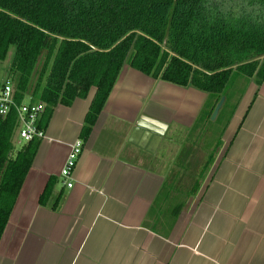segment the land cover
<instances>
[{"label":"crops","instance_id":"0c3cea01","mask_svg":"<svg viewBox=\"0 0 264 264\" xmlns=\"http://www.w3.org/2000/svg\"><path fill=\"white\" fill-rule=\"evenodd\" d=\"M93 92L54 108L0 237V264H264V81L246 87L206 175L165 233L148 212L207 93L124 63L68 188L60 171Z\"/></svg>","mask_w":264,"mask_h":264},{"label":"trees","instance_id":"16d2710c","mask_svg":"<svg viewBox=\"0 0 264 264\" xmlns=\"http://www.w3.org/2000/svg\"><path fill=\"white\" fill-rule=\"evenodd\" d=\"M10 46L15 50L3 81L11 82L17 104H44L38 128H46L57 105L68 106L94 88L82 141L124 63L207 93L148 212V220L165 233L206 175L246 87L264 81V0H0V63ZM16 125L14 110L0 119V237L40 140L18 146L12 139ZM196 149L207 157L187 188L181 179ZM52 185L51 179L40 204H46ZM60 198L54 199V210Z\"/></svg>","mask_w":264,"mask_h":264},{"label":"built area","instance_id":"2783aa9c","mask_svg":"<svg viewBox=\"0 0 264 264\" xmlns=\"http://www.w3.org/2000/svg\"><path fill=\"white\" fill-rule=\"evenodd\" d=\"M12 110L17 115L14 134L20 141L25 143L34 138H44V130L37 126V121L44 111V104L42 102L30 103L29 101L17 104L13 97L11 82L9 80L2 81L0 83V119H4ZM83 146L82 139H77L72 143L61 168L60 176L68 188L72 187L74 183L73 173Z\"/></svg>","mask_w":264,"mask_h":264},{"label":"rangeland","instance_id":"374dc122","mask_svg":"<svg viewBox=\"0 0 264 264\" xmlns=\"http://www.w3.org/2000/svg\"><path fill=\"white\" fill-rule=\"evenodd\" d=\"M14 50H15V47L10 46L5 59L3 61H1V63H0V83L3 80H5V78L7 77L9 67L11 65V61L13 58ZM219 131L220 130L216 131V134L214 135V138L212 140V145L214 144V142H215L214 140L216 139V137L219 135ZM14 137H16L15 134L12 136L13 140H15ZM206 155H207V152L204 150L196 149L194 151V154H193L192 159L190 161L189 169L185 170V172L183 174V178L181 179L183 181V184H185V186L187 188H190V186L193 185L195 179L197 178L199 171L202 168V165L204 164V162L206 160V157H207Z\"/></svg>","mask_w":264,"mask_h":264},{"label":"water","instance_id":"95a60500","mask_svg":"<svg viewBox=\"0 0 264 264\" xmlns=\"http://www.w3.org/2000/svg\"><path fill=\"white\" fill-rule=\"evenodd\" d=\"M263 57H261V59H262ZM223 101H224V98L222 97L220 100H219V102L217 103V105L215 106V108H214V110H213V112H212V115H211V120H214L215 118H216V116H217V114H218V111H219V109L221 108V106H222V103H223Z\"/></svg>","mask_w":264,"mask_h":264}]
</instances>
